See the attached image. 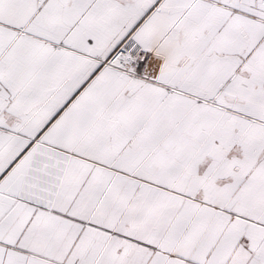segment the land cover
<instances>
[{
    "label": "snow or ice",
    "instance_id": "6c2138e0",
    "mask_svg": "<svg viewBox=\"0 0 264 264\" xmlns=\"http://www.w3.org/2000/svg\"><path fill=\"white\" fill-rule=\"evenodd\" d=\"M0 264H264V0H0Z\"/></svg>",
    "mask_w": 264,
    "mask_h": 264
}]
</instances>
